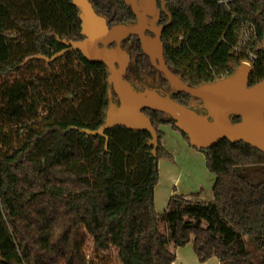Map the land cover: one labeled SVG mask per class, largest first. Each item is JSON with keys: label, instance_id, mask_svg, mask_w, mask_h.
Wrapping results in <instances>:
<instances>
[{"label": "trees", "instance_id": "trees-1", "mask_svg": "<svg viewBox=\"0 0 264 264\" xmlns=\"http://www.w3.org/2000/svg\"><path fill=\"white\" fill-rule=\"evenodd\" d=\"M88 1L108 28L134 22L123 0ZM218 1L156 0L157 23L170 21L161 35L166 68L191 88L214 82L209 68L230 76L238 66L229 54L233 28L246 21L257 33L248 86L264 81V0H231L228 9ZM79 14L72 0H0V264H108L97 256L111 251L118 264H174L173 249L189 242L199 263L254 264L244 238L264 264V153L226 139L192 147L214 176L212 201L173 195L157 214L158 160H171L158 128L169 125L188 143L186 134L164 113L142 110L157 136L155 156L147 132L115 126L86 135L104 123L108 69L78 51L29 59L82 40ZM121 48L127 76L173 91L183 107L197 100L171 88L136 37Z\"/></svg>", "mask_w": 264, "mask_h": 264}, {"label": "water", "instance_id": "water-1", "mask_svg": "<svg viewBox=\"0 0 264 264\" xmlns=\"http://www.w3.org/2000/svg\"><path fill=\"white\" fill-rule=\"evenodd\" d=\"M123 1L129 5L134 23L117 24L108 28L105 19L94 12L88 0H72L80 9L82 40H61L60 43L66 48L51 58L40 55L29 58L49 63L67 51H78L87 61L103 64L108 69L107 83L111 89L107 91L104 123L97 130H84V133L104 137L103 131L115 126L147 132L150 135L147 145L152 147L151 154L155 156L157 136L149 119L142 112L149 110L167 115L186 134L191 147L206 149L226 139L230 143L245 142L264 153V81L248 87L251 69L240 64L230 76L223 79L195 88L186 86L164 64L161 30L170 21L165 26L155 25L156 0ZM146 32L152 34L150 40L145 36ZM129 36L138 39L143 53L171 88L200 101L198 107L205 109L211 120L208 121V116L196 117L192 110L174 102L168 95L161 96L150 89L144 90L147 95L141 94L123 79L130 57L120 48L119 43ZM112 43L115 44L114 47L109 48ZM261 50L264 52V42ZM112 93L117 98V104L113 102ZM232 114L239 116L238 122H231L229 115Z\"/></svg>", "mask_w": 264, "mask_h": 264}, {"label": "crops", "instance_id": "crops-1", "mask_svg": "<svg viewBox=\"0 0 264 264\" xmlns=\"http://www.w3.org/2000/svg\"><path fill=\"white\" fill-rule=\"evenodd\" d=\"M158 129L163 134L161 146L170 154L171 160H158V180L153 190L155 212L162 213L168 198L173 195L193 202L212 201L214 176L206 170L203 155L185 142L169 125H161ZM205 190L208 193L203 192ZM173 252L174 264H219L214 257L199 263L190 242L173 249Z\"/></svg>", "mask_w": 264, "mask_h": 264}, {"label": "built area", "instance_id": "built-area-1", "mask_svg": "<svg viewBox=\"0 0 264 264\" xmlns=\"http://www.w3.org/2000/svg\"><path fill=\"white\" fill-rule=\"evenodd\" d=\"M231 0H219L217 7L228 9ZM234 43L229 50V54L238 60V65L243 64L250 69L257 59V33L255 26L246 21H239L233 28ZM212 80L217 81L225 78L226 72H216L209 68Z\"/></svg>", "mask_w": 264, "mask_h": 264}, {"label": "flooded vegetation", "instance_id": "flooded-vegetation-1", "mask_svg": "<svg viewBox=\"0 0 264 264\" xmlns=\"http://www.w3.org/2000/svg\"><path fill=\"white\" fill-rule=\"evenodd\" d=\"M155 17H156V21H155V25L156 26H165L166 24H164V23H160V24H158L157 23V8H156V12H155V15H154ZM150 20V18H148L147 19V21H149ZM134 23V22H133ZM133 23H131V24H129V25H132ZM168 26V25H167ZM166 27V26H165ZM165 27H163L162 28V30H161V35H162V31H163V29L165 28ZM145 36L148 38V40H150L151 38H152V34H150L149 32H146L145 33ZM124 39H122L121 41H120V43H119V45H120V48H121V42L123 41ZM114 43H112V44H110L108 47L109 48H112V47H114ZM122 49V48H121ZM127 70H128V68H127ZM127 70H126V72H125V75L123 76V79L125 80V81H127L130 85H131V87L133 88V89H135V90H145V89H150V90H152L154 93H156V94H158V95H161V96H164V95H167V94H169V95H171V93H173V91H166V90H164L162 87H160L159 85H154L153 83H150L149 81H147L146 79L145 80H143V79H139V78H142V77H140V76H138V75H131V76H127L126 74H127ZM248 87H251V86H248ZM174 90V89H173ZM112 99H113V102L115 103V104H117V98L115 97V95L114 96H112ZM201 102L200 101H198V100H196L195 102H193V103H191L190 104V107H187V108H189L190 110H192L194 113H195V115L196 116H208V113H207V111L205 110V109H203V108H199L198 107V105L200 104ZM167 116V115H166ZM229 116H237V115H229ZM169 118V117H168ZM207 119H208V121L209 120H211L210 119V117L208 116L207 117Z\"/></svg>", "mask_w": 264, "mask_h": 264}, {"label": "rangeland", "instance_id": "rangeland-1", "mask_svg": "<svg viewBox=\"0 0 264 264\" xmlns=\"http://www.w3.org/2000/svg\"><path fill=\"white\" fill-rule=\"evenodd\" d=\"M139 79H143L145 80V78H139ZM147 80V79H146ZM148 81V80H147ZM135 90V89H134ZM137 91V90H135ZM137 92L141 93V94H144V95H147V93L143 90H138ZM197 117V116H196ZM161 132V131H160ZM162 133V132H161ZM204 157V156H203ZM162 160V159H161ZM204 164H205V161H204ZM203 164V166H204ZM198 165H201V163H198ZM195 166H196V163H195ZM203 192H206L208 193L206 190L203 191ZM207 197V196H206ZM160 230L162 231V229L160 228ZM163 232V231H162ZM164 233V232H163ZM167 235V233H164ZM244 244H245V249L247 251L250 252L251 254V261L254 263V264H257L260 259H261V251L258 250L253 244H251L247 238H244ZM83 245L85 247V250H86V253L90 256V251H91V242H90V239L88 237H84L83 238ZM99 258V260H103V259H107L108 260V264H118L116 262V260L114 259V253L111 251V252H108L106 254H103V255H98L97 256Z\"/></svg>", "mask_w": 264, "mask_h": 264}]
</instances>
